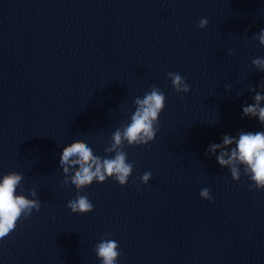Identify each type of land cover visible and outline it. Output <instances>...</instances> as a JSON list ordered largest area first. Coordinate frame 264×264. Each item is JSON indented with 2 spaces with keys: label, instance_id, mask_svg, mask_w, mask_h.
Segmentation results:
<instances>
[{
  "label": "water",
  "instance_id": "water-1",
  "mask_svg": "<svg viewBox=\"0 0 264 264\" xmlns=\"http://www.w3.org/2000/svg\"><path fill=\"white\" fill-rule=\"evenodd\" d=\"M261 29L264 0H0V178L22 174L16 194L41 203L0 239V264H101V240L118 242L116 264H264V189L206 155L225 135L264 131L242 118L264 95L251 63L264 57ZM152 87L164 109L152 142L123 145L134 164L126 185L64 184L63 148L83 141L112 158L113 133ZM77 195L92 212L69 213Z\"/></svg>",
  "mask_w": 264,
  "mask_h": 264
},
{
  "label": "clouds",
  "instance_id": "clouds-1",
  "mask_svg": "<svg viewBox=\"0 0 264 264\" xmlns=\"http://www.w3.org/2000/svg\"><path fill=\"white\" fill-rule=\"evenodd\" d=\"M208 22L207 18L201 19L198 27L204 29ZM254 38L264 47V29H261ZM228 55L231 56L232 52L229 51ZM251 63L254 69L264 72V57H257ZM167 78L171 80V86L177 94H187L190 91L185 78L179 73L169 72ZM225 91H230V87L225 88ZM248 91L253 92L255 89L250 86ZM240 95L242 93H238L237 97ZM165 100L164 93L156 87H152L143 98L135 99V111L130 117V122L115 130L110 146L105 149L106 153L114 154L112 158L102 159L94 155L92 148L83 141H74L64 147L59 159V166L65 174L63 183L70 182L77 193L93 182L100 184L107 179H113L121 187L125 186L134 164L128 162L123 145L143 146L154 140ZM253 100L252 104L242 108V118H257L264 127V107L261 106L264 95L256 92ZM217 152L218 165L229 170L233 181L240 180V169L243 167L244 175L249 177L254 188L264 189V131L240 132L238 138L225 135L222 137V143L209 146L206 155ZM151 175V172H145L140 178V183L146 185ZM22 179V174L16 172L0 178V239L15 229L16 222L21 216L28 217L33 210L39 211L41 207L39 199H27L24 195L16 194ZM28 194L37 197L35 190ZM199 196L202 200H212L208 188L201 189ZM67 208L70 214L85 215L93 211V204L87 195H77L74 200L68 201ZM118 248V242L115 240H101L95 246L94 252L101 264H116L120 256Z\"/></svg>",
  "mask_w": 264,
  "mask_h": 264
}]
</instances>
